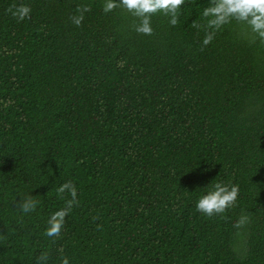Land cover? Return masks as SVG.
Wrapping results in <instances>:
<instances>
[{"label": "trees", "instance_id": "obj_1", "mask_svg": "<svg viewBox=\"0 0 264 264\" xmlns=\"http://www.w3.org/2000/svg\"><path fill=\"white\" fill-rule=\"evenodd\" d=\"M103 4L0 0V264H264V41L233 21L205 47L209 0L153 15L152 35ZM68 181L79 203L48 237ZM216 182L238 199L207 217Z\"/></svg>", "mask_w": 264, "mask_h": 264}, {"label": "clouds", "instance_id": "obj_2", "mask_svg": "<svg viewBox=\"0 0 264 264\" xmlns=\"http://www.w3.org/2000/svg\"><path fill=\"white\" fill-rule=\"evenodd\" d=\"M184 4L185 0H104L102 11L107 14L117 8L126 9L138 21L133 26L134 30L139 34L152 35L151 18L153 15L162 13L169 18V23L175 26L179 22V10ZM6 11L10 12L17 22L31 18V7L24 3L19 5L13 3ZM90 11L91 8L88 5L78 6L79 14L70 17L71 22L78 27L81 26L84 13ZM203 16L207 19L206 32L202 40L205 47L213 41L217 31L232 24L233 21L241 25L253 40L259 38L264 41V0H209V6L204 9ZM192 26L196 29L201 28V25L195 21ZM118 66L122 68L123 62ZM65 192H68L70 198L66 200L63 208L55 211L48 219V227L45 230L48 237L60 235L66 223L65 218L79 203L77 188L71 181L65 182L57 189V195L61 198ZM238 195V185L216 182L197 200L196 210L207 217L223 214L236 205ZM39 203L38 199L29 195L19 201L18 207L23 213H29L35 211ZM246 220L247 217L242 216L234 227L240 228ZM59 251L63 253L64 250L61 248ZM48 258L47 253H41L37 258L38 264H46ZM61 264H69L67 256H62Z\"/></svg>", "mask_w": 264, "mask_h": 264}]
</instances>
